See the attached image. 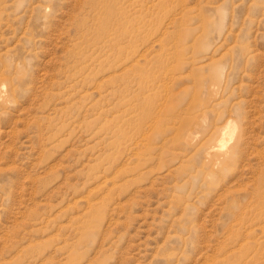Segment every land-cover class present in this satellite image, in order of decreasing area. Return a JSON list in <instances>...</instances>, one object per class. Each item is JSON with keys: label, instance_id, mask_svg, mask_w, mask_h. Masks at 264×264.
I'll list each match as a JSON object with an SVG mask.
<instances>
[{"label": "rangeland", "instance_id": "rangeland-1", "mask_svg": "<svg viewBox=\"0 0 264 264\" xmlns=\"http://www.w3.org/2000/svg\"><path fill=\"white\" fill-rule=\"evenodd\" d=\"M0 264H264V0H0Z\"/></svg>", "mask_w": 264, "mask_h": 264}, {"label": "bare ground", "instance_id": "bare-ground-1", "mask_svg": "<svg viewBox=\"0 0 264 264\" xmlns=\"http://www.w3.org/2000/svg\"><path fill=\"white\" fill-rule=\"evenodd\" d=\"M228 124V123H227ZM228 128V127H227ZM225 129V127H224ZM231 129V128H230ZM223 131V130H222ZM228 132V131H227ZM228 138V137H227ZM223 145V144H222ZM216 147V146H215ZM219 148L221 147V144L218 146ZM213 148V147H212ZM211 150V149H210ZM217 150V149H216ZM212 155V154H211ZM221 158V157H220ZM217 160V159H216Z\"/></svg>", "mask_w": 264, "mask_h": 264}]
</instances>
